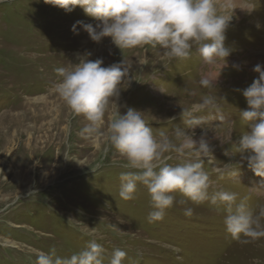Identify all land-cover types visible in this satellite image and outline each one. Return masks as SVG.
Here are the masks:
<instances>
[{
	"label": "rangeland",
	"instance_id": "1",
	"mask_svg": "<svg viewBox=\"0 0 264 264\" xmlns=\"http://www.w3.org/2000/svg\"><path fill=\"white\" fill-rule=\"evenodd\" d=\"M245 3L255 10L241 9ZM232 8L224 40L231 51L222 66L205 64L198 46L189 58L169 61L160 48L121 50L110 37L94 42L82 24L95 27L99 21L79 6L67 12L44 0L0 3V73L9 76L0 83V264H35L37 251L51 248L69 257L92 240L104 247V264L117 248L127 253L123 264H264V238L249 244L233 240L225 230L223 204H182L185 198L175 193L163 220L150 223L146 187L138 184L134 198L122 200L121 174L135 170L120 166L124 161L115 150L105 151L115 105L100 132L84 139L79 133L87 121L72 117L55 91L60 79L55 69L78 63L86 53L105 67L124 61L129 82L111 98L119 114L141 111L154 135L170 138L177 128L188 130L185 109L216 96L219 110L196 113L202 124L190 130L197 147L203 138L211 149V158L202 157L209 197L234 192L237 203L248 197L258 212L264 177L240 159L236 142L247 130L240 115L248 110L242 91L258 78L257 64L264 70V0H229L225 14ZM203 78H216L214 87H202ZM7 86L13 89L6 92ZM170 156L173 165L187 159ZM188 207L191 217L184 215ZM87 227L95 233L86 235Z\"/></svg>",
	"mask_w": 264,
	"mask_h": 264
},
{
	"label": "clouds",
	"instance_id": "2",
	"mask_svg": "<svg viewBox=\"0 0 264 264\" xmlns=\"http://www.w3.org/2000/svg\"><path fill=\"white\" fill-rule=\"evenodd\" d=\"M44 2L67 12L76 6L81 7L87 16L99 21L95 27L77 22L82 24L90 39L100 42L110 37L111 42L121 50L145 46L160 48L168 60L172 61L189 58L193 47L198 46L205 64L222 66L225 58L230 55L231 50L224 46V40L235 7L231 9L230 15L225 14L229 0L223 3L220 0ZM240 8L248 12L255 10V7H249L246 3ZM90 55L86 53L79 58L78 63L55 69L60 78L55 84V91L72 117L83 116L87 121L79 133L84 139H91L100 132L109 106L115 105L106 134L105 151L115 150L124 161L120 166L135 170L121 174L120 198L124 201L132 200L138 184L146 187L153 209L148 215L150 223L163 220L166 211L174 205L175 193L185 198L180 201L182 204L191 202L199 205L210 200L213 205H225L224 226L233 240L249 244L264 238V205H260L259 211L254 212L247 203L248 197L237 203L238 194L224 190L216 191L209 197L211 182L203 168L202 157L211 158V149L203 138L197 147L190 130L202 124L196 113L219 110L217 97L204 96L200 102L184 110L188 130L175 129L174 138L160 132L158 138L145 120L144 113L129 108L126 114L120 115L115 99H111L119 97L120 86L128 81L129 67L124 61L105 67L102 66V59L93 61L88 58ZM253 71L258 73V78L242 91L248 110L241 111L240 115L247 130L236 142V154L240 155L241 160L247 161L256 176L264 177V70L257 64ZM214 80L203 78L199 83L204 88H212ZM194 116L198 118H192ZM173 152L187 157L186 161L170 164L168 161ZM193 211L192 207H188L184 215L191 217ZM94 233L95 227H87L86 235ZM126 256L124 250L114 249L108 264H123ZM104 260V247L92 240L85 248L69 257L57 255L55 248L47 253L37 251L35 264H104ZM254 264H259V261H254Z\"/></svg>",
	"mask_w": 264,
	"mask_h": 264
},
{
	"label": "bare ground",
	"instance_id": "3",
	"mask_svg": "<svg viewBox=\"0 0 264 264\" xmlns=\"http://www.w3.org/2000/svg\"><path fill=\"white\" fill-rule=\"evenodd\" d=\"M9 81V76L7 73H0V83L3 84V82H8ZM8 84L12 85L11 82H9ZM5 85V84H4ZM9 85V86H10ZM4 87V86H3ZM11 87V86H10ZM10 87H6L7 91L6 92H9L10 89H13V88H10ZM2 88V87H1ZM23 90L25 91V88H23ZM4 92V91H3ZM5 93V92H4Z\"/></svg>",
	"mask_w": 264,
	"mask_h": 264
}]
</instances>
